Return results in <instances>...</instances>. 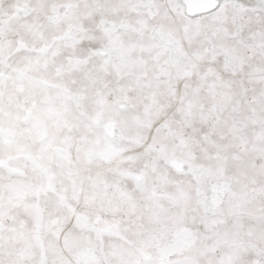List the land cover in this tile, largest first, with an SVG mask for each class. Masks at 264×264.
<instances>
[{"label": "snow or ice", "instance_id": "snow-or-ice-1", "mask_svg": "<svg viewBox=\"0 0 264 264\" xmlns=\"http://www.w3.org/2000/svg\"><path fill=\"white\" fill-rule=\"evenodd\" d=\"M0 264H264V0H0Z\"/></svg>", "mask_w": 264, "mask_h": 264}]
</instances>
